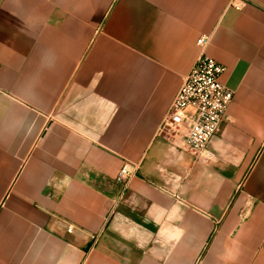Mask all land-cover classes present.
<instances>
[{"label":"crops","instance_id":"1","mask_svg":"<svg viewBox=\"0 0 264 264\" xmlns=\"http://www.w3.org/2000/svg\"><path fill=\"white\" fill-rule=\"evenodd\" d=\"M229 1L0 0V264H264V0ZM202 51L197 159L158 129Z\"/></svg>","mask_w":264,"mask_h":264},{"label":"built area","instance_id":"2","mask_svg":"<svg viewBox=\"0 0 264 264\" xmlns=\"http://www.w3.org/2000/svg\"><path fill=\"white\" fill-rule=\"evenodd\" d=\"M245 0H230V5L241 8ZM210 34H202L197 44L202 49L209 43ZM225 65L202 51L190 71L184 75L182 84L164 115L158 132L172 139L180 134L185 151L197 159H204L208 146L219 128L233 98V90L224 85L220 77ZM137 165L125 161L117 181L126 188ZM72 230V226L67 228Z\"/></svg>","mask_w":264,"mask_h":264}]
</instances>
